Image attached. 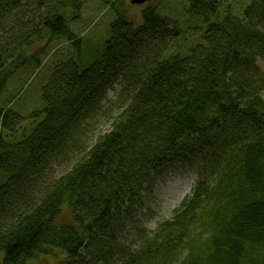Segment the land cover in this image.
Here are the masks:
<instances>
[{
  "label": "trees",
  "instance_id": "16d2710c",
  "mask_svg": "<svg viewBox=\"0 0 264 264\" xmlns=\"http://www.w3.org/2000/svg\"><path fill=\"white\" fill-rule=\"evenodd\" d=\"M87 1L0 0V98L41 66L30 50L56 38L73 51L49 69L38 121L19 126L21 89L0 101V264L55 250L58 264H264V0H186L189 33L160 0L139 24L110 0L96 42L73 25ZM188 169L189 194L150 233L157 183Z\"/></svg>",
  "mask_w": 264,
  "mask_h": 264
},
{
  "label": "rangeland",
  "instance_id": "374dc122",
  "mask_svg": "<svg viewBox=\"0 0 264 264\" xmlns=\"http://www.w3.org/2000/svg\"><path fill=\"white\" fill-rule=\"evenodd\" d=\"M107 1L110 0H88L85 3L79 17L73 21L77 34L85 36L86 39H90L94 42L101 40L106 36L109 24L116 16V13L112 9L113 6L111 4L108 5ZM158 1L159 0L151 1L152 5L157 4ZM229 1H233L232 4L230 3L231 8L239 9L241 6L238 0ZM159 3L164 7L165 12L171 17L177 19L181 31L184 33L194 32L190 28L194 27L193 22H196V20H192L189 15L187 10L189 5L186 0H160ZM117 5L120 9L124 8L127 11L129 18L134 19L138 24L140 23L141 12L144 5H130V0H117ZM30 53L36 54L37 58L40 60L41 66L36 68L35 63H33L31 66L19 69L18 74L13 77V80L8 87L3 93H1L0 98L1 101L21 89L16 98V102L12 106L15 111L20 113L21 122L19 126H28L35 119L38 121V117L30 118V115L35 110H40L39 107L42 105L41 95L44 85L43 83L46 82L47 75H50L49 69H52L54 61H62L72 55L73 51L70 44H63V40L53 38V40H51L44 48L37 47L34 50H30ZM258 64L264 71V59H259ZM21 71L23 79H18L20 78L19 73ZM120 87V85H116L114 89L109 92L107 99L104 101L106 104L105 108L110 111L113 110V104L117 100V97L119 98ZM120 101H122L121 98ZM120 106L121 105L118 104V109L114 112V116H116L120 112V109H122ZM112 121L113 119L111 117L107 120V116H104L99 119L98 128L95 134L81 133L80 136L84 143L79 151H86L91 148L97 142L98 135L109 130ZM73 162L74 158L72 156L65 158L55 176L66 173L71 168ZM195 180V173L188 169L171 174L162 183L159 181L155 190V192L158 193V199L157 202L152 203V205H154L151 209L153 215L147 214L144 219L146 220L144 224L145 229L150 233H153L162 221L170 218L173 211L180 205L182 199L189 194ZM62 218L63 220L68 219V213L66 210H64ZM133 238L138 240L139 235L135 234L133 237L129 235L127 241L130 242ZM64 259L65 255L62 252L55 250L52 254H40L30 262L37 264H58L59 262L64 261Z\"/></svg>",
  "mask_w": 264,
  "mask_h": 264
},
{
  "label": "water",
  "instance_id": "95a60500",
  "mask_svg": "<svg viewBox=\"0 0 264 264\" xmlns=\"http://www.w3.org/2000/svg\"><path fill=\"white\" fill-rule=\"evenodd\" d=\"M150 1H152V0H130V2L132 4H136V5H143V4L150 2Z\"/></svg>",
  "mask_w": 264,
  "mask_h": 264
}]
</instances>
